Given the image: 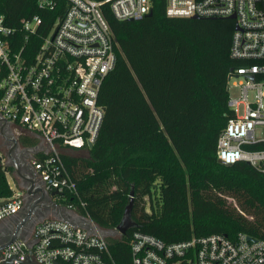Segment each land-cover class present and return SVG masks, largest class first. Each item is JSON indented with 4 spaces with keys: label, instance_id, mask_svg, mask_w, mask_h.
<instances>
[{
    "label": "trees",
    "instance_id": "obj_1",
    "mask_svg": "<svg viewBox=\"0 0 264 264\" xmlns=\"http://www.w3.org/2000/svg\"><path fill=\"white\" fill-rule=\"evenodd\" d=\"M57 1L44 8L39 0H0V12L17 21L40 15L49 29L64 12ZM152 1L153 14L136 20H120L103 4L119 43L100 94L105 119L92 147L64 155L79 195L65 192L60 202L75 203L100 228H117L134 190L138 226L109 237L115 264H132L135 230L166 242L214 233L264 240L263 170L224 163L217 152L236 117L230 73L246 64L231 56L236 20L170 17L166 0ZM244 147L264 150V140ZM7 174L0 163V198L13 195Z\"/></svg>",
    "mask_w": 264,
    "mask_h": 264
},
{
    "label": "built area",
    "instance_id": "obj_2",
    "mask_svg": "<svg viewBox=\"0 0 264 264\" xmlns=\"http://www.w3.org/2000/svg\"><path fill=\"white\" fill-rule=\"evenodd\" d=\"M39 1L44 8L61 6L57 0ZM64 1V12L49 29L42 30L40 15L17 21L0 12V122L43 138V156L32 159L34 184L40 181L46 191L57 190L50 197L60 204L65 192L79 195L64 155L93 145L105 119L100 94L116 66L119 43L103 4L109 2L120 20L141 19L153 8L152 0ZM166 12L170 17L236 20L231 56L246 64L230 73L229 83L238 80L234 86L240 96L229 98L236 117L222 132L217 152L227 164L246 161L264 172V150L244 147L264 140L257 131L264 126V0H166ZM12 190L11 197L0 198V222L25 205L23 193ZM40 197L33 195L38 207L44 204ZM64 206L84 216L87 225L48 216L29 235L3 248L0 264H115L100 227L75 203ZM130 237L132 264H264V240L244 233L166 242L135 230Z\"/></svg>",
    "mask_w": 264,
    "mask_h": 264
},
{
    "label": "flooded vegetation",
    "instance_id": "obj_3",
    "mask_svg": "<svg viewBox=\"0 0 264 264\" xmlns=\"http://www.w3.org/2000/svg\"><path fill=\"white\" fill-rule=\"evenodd\" d=\"M14 135H5V137L0 136V146L4 149V153L8 154L9 151L13 153L17 152L15 150L22 149L23 152L19 159H17L16 162L12 161V159L9 161V171L16 177L19 186H26L28 184L34 183L33 179V168H32V159L35 154H31V152L28 151L27 146H24L22 143V140H19V137L17 138V142L13 141ZM18 153H16L15 156ZM33 155V157H32ZM18 166V168H16ZM19 174H23L24 178H21ZM39 187H44L42 182L36 181ZM33 201V197H28L25 199V205L20 210V212L14 216L8 217L5 220L0 222V248L6 244L13 235L17 234V232L20 233V236H27L30 234V232L35 228V226L41 222L43 219L47 218L52 211V200L50 195L43 200L44 204L42 206L37 207L31 215H29V208ZM23 227V229L21 228ZM1 251V250H0Z\"/></svg>",
    "mask_w": 264,
    "mask_h": 264
},
{
    "label": "water",
    "instance_id": "obj_4",
    "mask_svg": "<svg viewBox=\"0 0 264 264\" xmlns=\"http://www.w3.org/2000/svg\"><path fill=\"white\" fill-rule=\"evenodd\" d=\"M153 14V12H150L147 16H151ZM236 16L233 15L232 18H235ZM198 18V17H195ZM133 20V19H131ZM238 27V26H237ZM250 79H253V77H250ZM4 123H8L7 121H2ZM14 142H17V138H13ZM90 146L92 147V144H90ZM28 151L31 152V154H36V150L35 148H28ZM23 152V150H21V153ZM20 154V153H18ZM33 157V155H32ZM12 159V161L16 162L17 158L15 155H13V153L11 151H9L8 154H5L3 151L0 150V161L4 162V167L6 169V171L9 172V166L10 164V160ZM222 161V160H221ZM223 162V161H222ZM225 163V162H224ZM17 164V162H16ZM16 168H18V166H16ZM19 186V185H18ZM21 192L23 193L25 199H27L28 197L32 198L33 195L35 194H40V200L44 199L46 196H51V195H55L56 193H58L57 190L52 191V192H48L44 189V187H39L38 185H35L34 183L31 182V184H28L26 186H19ZM7 200L3 201L6 202ZM38 207V204L35 201H32L30 208H29V215H31V213H33V211ZM51 207L53 208L50 214H53L55 217L63 219V220H67L69 222L78 224V225H82V226H86V218L82 215L79 214H75L74 212H72L71 210H69L68 208H66L64 205L52 201ZM134 208V190L131 193V200L129 202V204L126 206V210L124 213V216L122 218V221L119 223V225L117 226L116 229L114 230H105L100 228V233L101 235H103L104 237H115L117 235H126L128 234L129 230L136 228L138 226V223L133 219L132 216V211ZM49 214V215H50ZM20 233L17 232V234L13 235V237L6 243L4 244L0 250H2L3 248H5L7 245H9L10 243L14 242L15 240L19 239ZM251 239V237H249Z\"/></svg>",
    "mask_w": 264,
    "mask_h": 264
},
{
    "label": "crops",
    "instance_id": "obj_5",
    "mask_svg": "<svg viewBox=\"0 0 264 264\" xmlns=\"http://www.w3.org/2000/svg\"><path fill=\"white\" fill-rule=\"evenodd\" d=\"M14 135V137L18 138L22 143L24 144V146L30 147V148H35L36 150V154L34 156H38V157H42L43 156V151L44 149H46L45 145H44V140L43 138L32 132L29 131L25 128H23L22 126L16 125V124H12V123H4V122H0V136L1 137H5V135ZM0 150L4 152V149L2 148V146H0ZM21 150H15L17 152H15L14 154L16 155V153H20L17 154L18 156H16L17 159L20 158L21 156ZM1 163L4 165V162L1 161ZM8 176V174H7ZM19 176L21 178H24L23 174H19ZM15 177V176H14ZM16 178V177H15ZM17 181V179H16ZM18 184V181H17ZM48 196H46L45 198H47ZM51 216H54L53 214H50Z\"/></svg>",
    "mask_w": 264,
    "mask_h": 264
},
{
    "label": "rangeland",
    "instance_id": "obj_6",
    "mask_svg": "<svg viewBox=\"0 0 264 264\" xmlns=\"http://www.w3.org/2000/svg\"><path fill=\"white\" fill-rule=\"evenodd\" d=\"M238 80L232 79L229 83V92H230V96H235V97H239L240 96V89L238 86H234L235 83H237ZM255 95V91L251 90L250 92V98L253 99ZM258 131V138H262L264 139V126H258L257 128ZM8 182L10 183V186L15 190V192H21L19 186L17 185V181L16 178L14 177V175L9 171L8 172V176H7ZM146 207L149 209V200L147 199L146 202Z\"/></svg>",
    "mask_w": 264,
    "mask_h": 264
}]
</instances>
